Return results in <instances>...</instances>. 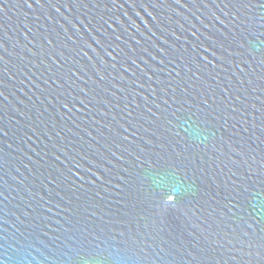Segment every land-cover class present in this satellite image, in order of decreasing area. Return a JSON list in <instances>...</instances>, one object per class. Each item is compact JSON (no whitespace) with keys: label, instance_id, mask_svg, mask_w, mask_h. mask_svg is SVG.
Wrapping results in <instances>:
<instances>
[{"label":"water","instance_id":"obj_1","mask_svg":"<svg viewBox=\"0 0 264 264\" xmlns=\"http://www.w3.org/2000/svg\"><path fill=\"white\" fill-rule=\"evenodd\" d=\"M262 243L264 0H0L5 264H261Z\"/></svg>","mask_w":264,"mask_h":264},{"label":"snow or ice","instance_id":"obj_2","mask_svg":"<svg viewBox=\"0 0 264 264\" xmlns=\"http://www.w3.org/2000/svg\"><path fill=\"white\" fill-rule=\"evenodd\" d=\"M169 200H172V197L169 196L168 197ZM175 204L173 203L172 205H165L164 206V209L163 210H166L168 207H174ZM0 248H3L4 250L2 252H0V264H5V261L6 260H9L11 259L10 257H8L7 255V251L8 249L7 248H4L3 244H0ZM251 248V246H250ZM252 252L251 250L249 251V255H251ZM260 255H261V264H264V243L261 244V247H260Z\"/></svg>","mask_w":264,"mask_h":264}]
</instances>
